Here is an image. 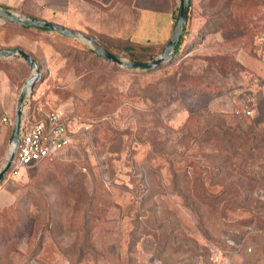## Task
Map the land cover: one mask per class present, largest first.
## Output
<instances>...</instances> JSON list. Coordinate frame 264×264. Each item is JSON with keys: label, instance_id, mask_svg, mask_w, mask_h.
Wrapping results in <instances>:
<instances>
[{"label": "rangeland", "instance_id": "obj_1", "mask_svg": "<svg viewBox=\"0 0 264 264\" xmlns=\"http://www.w3.org/2000/svg\"><path fill=\"white\" fill-rule=\"evenodd\" d=\"M115 16L121 33L125 7ZM190 18L171 61L137 70L0 17V49L26 33L39 42L32 110L59 112L74 135L0 181L16 192L0 212V264H264V0H192ZM90 31L132 60L116 29ZM31 75L21 57L0 58V169Z\"/></svg>", "mask_w": 264, "mask_h": 264}, {"label": "crops", "instance_id": "obj_2", "mask_svg": "<svg viewBox=\"0 0 264 264\" xmlns=\"http://www.w3.org/2000/svg\"><path fill=\"white\" fill-rule=\"evenodd\" d=\"M119 6L126 9L121 33H118V18L115 16ZM0 7L88 36L92 35L90 30L103 34L104 27L108 26L116 29L117 37L125 36L126 40L146 46H156L159 50L162 47L165 50L176 24L171 0H142V3L141 0H0ZM3 36L4 32L0 33V46L8 47L9 45L2 40ZM20 37L22 43L19 48L31 55L33 48H37L39 42L31 39L29 33ZM7 114L5 113L4 116L9 123L10 118ZM186 120L187 117L185 122ZM15 199L14 183L0 187V212L11 206Z\"/></svg>", "mask_w": 264, "mask_h": 264}, {"label": "water", "instance_id": "obj_3", "mask_svg": "<svg viewBox=\"0 0 264 264\" xmlns=\"http://www.w3.org/2000/svg\"><path fill=\"white\" fill-rule=\"evenodd\" d=\"M189 8H190V0H182L180 14L173 29L171 39L168 45L166 46L165 50L163 51V53L152 62L122 60L117 56H115L110 51H108L107 49L101 47L95 38L90 37L84 33L75 32L60 25L48 23L39 19L21 16L12 11H6L2 7H0V17L7 19L13 23H16L20 26L46 29L48 31L57 32L69 38H75V39H81L83 41H87L91 43L92 49L102 58L108 60L109 62L116 63L122 67L133 68L137 70H150L157 68L161 64L172 60L177 43L179 42L182 32L187 24V20L189 16ZM16 56L21 57L29 65V67L32 70V75L27 79L20 93V97L18 99L16 115L13 124V145L9 156L6 159L5 164L0 169V181L5 177V175L8 174L12 166L17 144L19 142L24 101L26 97L30 95L35 85L43 80L42 67L36 63L32 55H30L29 53L25 52L20 48L0 49V58H10Z\"/></svg>", "mask_w": 264, "mask_h": 264}, {"label": "built area", "instance_id": "obj_4", "mask_svg": "<svg viewBox=\"0 0 264 264\" xmlns=\"http://www.w3.org/2000/svg\"><path fill=\"white\" fill-rule=\"evenodd\" d=\"M29 97L30 95L24 101L19 142L7 174L12 178L20 177L23 170L69 147L74 136L66 119L59 112H40L37 115L32 110ZM2 122H8L4 115Z\"/></svg>", "mask_w": 264, "mask_h": 264}, {"label": "trees", "instance_id": "obj_5", "mask_svg": "<svg viewBox=\"0 0 264 264\" xmlns=\"http://www.w3.org/2000/svg\"><path fill=\"white\" fill-rule=\"evenodd\" d=\"M191 5H192V0H190V7H191ZM5 10H7V11H10V9H8V8H5ZM178 10V13L177 14H174V22L176 23L177 22V20H178V17H179V14H180V9L178 8L177 9ZM190 22H191V18H190V8H189V16H188V20H187V25H186V27H185V31L184 32H188V26H190ZM23 28H25V29H31V28H34V27H24V26H22ZM35 29H38V30H41V31H48V30H46V29H40V28H35ZM128 42H129V44L128 45H126V46H124V48H123V51H126V53L132 58V60H136V61H146L145 59V57H147V58H149V60H153V59H155L156 58V54L155 53H157V55H158V53H160V52H163V50H164V47H162V48H160V50L158 49V47H156V46H146V45H142V44H137V43H134V42H132L131 40H127ZM182 41H183V37L181 36L180 37V40H179V42H178V44H177V52H179L180 51V46H181V44H182ZM154 47L156 48V51H149V53H147V51H145V50H143V49H141V50H139V48H147V49H151V48H153L154 49ZM154 53V54H153ZM35 59V58H34ZM104 59V58H103ZM104 60H106V59H104ZM108 61V60H107ZM29 66V65H28ZM151 70H153V69H151ZM44 78H45V76L43 75V80H44ZM193 116V115H192ZM216 121V120H215ZM214 122V120H212V123ZM212 123H210L209 121H207V122H203V125H205L206 126V128H208V130H210V129H213V128H220L222 125H219V124H212ZM216 125V126H215ZM256 126H258V124L256 123L255 124ZM239 126H237V128H238ZM236 127H232L231 126V132H233V133H235V131L236 130H239L240 132H241V129H237ZM253 128V127H252ZM257 128V127H256ZM257 129H259V128H257ZM230 130V129H229ZM223 132H225L226 133V131L224 130ZM225 133H224V136H225ZM241 133H243V132H241ZM241 139V137H239L238 138V140H240ZM245 139V138H244ZM231 140H234V137H231ZM243 140V139H242ZM248 140H253V138H248ZM253 143H255L256 144V142H253ZM254 145V144H253ZM254 149H255V147H254ZM51 157H49V158H47L46 160H48V159H50ZM46 160H44V161H46ZM13 205V204H12ZM10 207V206H9ZM6 208H8V207H6ZM5 208V209H6ZM4 209V210H5ZM3 210V211H4Z\"/></svg>", "mask_w": 264, "mask_h": 264}]
</instances>
